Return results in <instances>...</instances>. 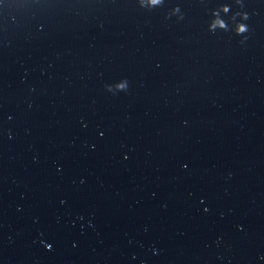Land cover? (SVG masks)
<instances>
[{"label":"water","instance_id":"95a60500","mask_svg":"<svg viewBox=\"0 0 264 264\" xmlns=\"http://www.w3.org/2000/svg\"><path fill=\"white\" fill-rule=\"evenodd\" d=\"M0 264H264V0H0Z\"/></svg>","mask_w":264,"mask_h":264},{"label":"clouds","instance_id":"9594fccd","mask_svg":"<svg viewBox=\"0 0 264 264\" xmlns=\"http://www.w3.org/2000/svg\"><path fill=\"white\" fill-rule=\"evenodd\" d=\"M241 31H243V28H241Z\"/></svg>","mask_w":264,"mask_h":264}]
</instances>
